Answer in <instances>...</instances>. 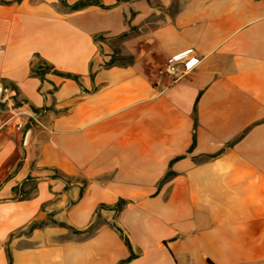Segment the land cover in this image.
I'll use <instances>...</instances> for the list:
<instances>
[{
    "label": "crops",
    "instance_id": "crops-1",
    "mask_svg": "<svg viewBox=\"0 0 264 264\" xmlns=\"http://www.w3.org/2000/svg\"><path fill=\"white\" fill-rule=\"evenodd\" d=\"M6 1L0 264L6 247L11 264H264V0ZM130 27L132 62L101 65ZM190 49L198 62L169 82L167 58ZM36 54L79 82L41 81ZM48 219L96 226L24 231Z\"/></svg>",
    "mask_w": 264,
    "mask_h": 264
},
{
    "label": "trees",
    "instance_id": "trees-1",
    "mask_svg": "<svg viewBox=\"0 0 264 264\" xmlns=\"http://www.w3.org/2000/svg\"><path fill=\"white\" fill-rule=\"evenodd\" d=\"M14 1L19 2L20 0H14ZM116 1H121V0H116ZM147 1H149V0H147ZM0 3H9V1L0 0ZM59 3L67 11L78 10V9L84 8V7L88 6V5H97V6L101 7V8H107L108 7V5H106L103 2V0H75L72 3H68L67 0H59ZM132 29L133 28L130 27L128 30H125V31H123V32H121V33H119V34H117L115 36H111V38L116 39L118 41H122V40L126 39L127 37H129ZM93 39L97 43H99L100 41L105 39V36L103 34H95V35H93ZM118 52H119L118 48H113L112 53L110 54L109 58L107 60H104L101 65H103V66L124 65V64H128V63L132 62V58L133 57H132L131 54L122 55L121 56V55L118 54ZM121 58L122 59L123 58H127L128 60L126 61V63H120V62H118V59H121ZM30 73L32 75H34V76H37L41 81H43L45 79V75L47 73H52V74H55V75H58V76H61V77H64V78H70V79L75 80L76 82H79V75L71 73V72H65V71L58 70L51 63L47 62L46 60H44L43 58H41L37 54L35 55L34 61L31 63ZM3 82H4V80H3ZM3 84H4V86H10L13 89H16L15 84H13L11 82H6V83H3ZM195 126H196V120L194 119L193 128H195ZM236 138H238V136ZM193 145H194V133H193V139H192V143H191V145L189 147V150L192 149ZM211 156H213V155H211ZM52 169L54 170V173H55L56 176H60V177L62 176L61 173L58 172L57 169H55V168H52ZM171 173L172 172L170 170L167 171V173L165 174L163 179L167 175H169ZM13 190L16 191L17 187L16 186L13 187ZM124 203H125V200L119 199V200L116 201V203L114 205H112V208L115 210V212H118L122 208ZM105 206H106L105 204H100L99 205V207H105ZM46 223H53V224H58L60 226H65V227H67L68 229H70L74 233L91 232V231H93L95 229V226H96V223L93 222L87 228H85L84 230H77V229H75V228H73L71 226L66 225L63 222H56V221H54L52 219H48V220H36V221H33L27 226L26 230H24V231L25 232H30L32 229H34L36 227H41V226H43ZM112 226L118 232L120 238L123 240V242L128 247V249L131 250V245L129 243V240H128L126 234L117 225L112 224ZM6 256H7V264H11L12 258H11V253H10L8 247H6ZM133 256H134V254L132 252H130V254L126 258L121 259L119 261V264H122L123 262L129 260Z\"/></svg>",
    "mask_w": 264,
    "mask_h": 264
},
{
    "label": "built area",
    "instance_id": "built-area-1",
    "mask_svg": "<svg viewBox=\"0 0 264 264\" xmlns=\"http://www.w3.org/2000/svg\"><path fill=\"white\" fill-rule=\"evenodd\" d=\"M198 60V54L193 49L167 58L165 62V73L169 78V82H174L186 74ZM0 100H2L1 95ZM21 125L22 123L19 121L17 126L20 127Z\"/></svg>",
    "mask_w": 264,
    "mask_h": 264
},
{
    "label": "rangeland",
    "instance_id": "rangeland-1",
    "mask_svg": "<svg viewBox=\"0 0 264 264\" xmlns=\"http://www.w3.org/2000/svg\"><path fill=\"white\" fill-rule=\"evenodd\" d=\"M172 10H173V7L170 8V13H171ZM165 13H167V11H165V12L164 11L163 12H157L151 18L153 20H155V22H157L158 20H160L161 18L164 17ZM154 23H152V24H154ZM106 42L110 46V48L112 50H113V48H118V50H119L120 41H118L116 39H113V38H108V40H106ZM118 54L122 56V55H128L130 53H120V52H118ZM127 60H128L127 58H123V59L121 58V59H118V62H120V63H126Z\"/></svg>",
    "mask_w": 264,
    "mask_h": 264
}]
</instances>
